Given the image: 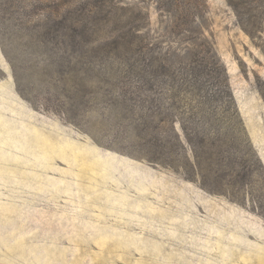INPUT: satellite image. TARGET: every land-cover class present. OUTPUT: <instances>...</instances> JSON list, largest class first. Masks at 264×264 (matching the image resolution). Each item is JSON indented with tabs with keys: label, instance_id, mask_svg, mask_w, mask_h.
<instances>
[{
	"label": "rangeland",
	"instance_id": "rangeland-1",
	"mask_svg": "<svg viewBox=\"0 0 264 264\" xmlns=\"http://www.w3.org/2000/svg\"><path fill=\"white\" fill-rule=\"evenodd\" d=\"M191 1L0 0V264H264V174L202 186L173 74L214 50L264 169V0Z\"/></svg>",
	"mask_w": 264,
	"mask_h": 264
},
{
	"label": "trees",
	"instance_id": "trees-1",
	"mask_svg": "<svg viewBox=\"0 0 264 264\" xmlns=\"http://www.w3.org/2000/svg\"><path fill=\"white\" fill-rule=\"evenodd\" d=\"M189 5L192 9L189 16L195 23L205 14L206 1L192 0ZM181 18L182 15H178L174 24H178ZM178 64L179 68L173 70L178 82V96L188 93L193 95L189 97L190 102H195L193 107L188 106V115L181 112L182 116L178 120L194 158L193 164L201 184L209 191L223 193L242 204L245 199L236 196L237 191H233L238 179H250L255 168H261L264 174V169L238 113L226 67L214 50L203 43L198 44L187 62ZM171 67L173 64L162 58L158 63V71L163 75L171 73ZM201 118L204 120H200ZM218 158L227 161L225 170L228 163L232 164L229 170L223 172L220 188L214 187L212 181L208 180L215 172L213 164ZM249 159L255 160V167L249 163ZM150 161L177 168L173 160L161 156ZM252 196L261 198L263 194L254 193ZM262 214L264 215L263 212Z\"/></svg>",
	"mask_w": 264,
	"mask_h": 264
}]
</instances>
